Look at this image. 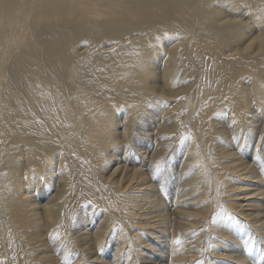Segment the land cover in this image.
<instances>
[{"label": "bare ground", "instance_id": "6f19581e", "mask_svg": "<svg viewBox=\"0 0 264 264\" xmlns=\"http://www.w3.org/2000/svg\"><path fill=\"white\" fill-rule=\"evenodd\" d=\"M263 102L264 0H0L9 264H264Z\"/></svg>", "mask_w": 264, "mask_h": 264}, {"label": "rangeland", "instance_id": "374dc122", "mask_svg": "<svg viewBox=\"0 0 264 264\" xmlns=\"http://www.w3.org/2000/svg\"><path fill=\"white\" fill-rule=\"evenodd\" d=\"M258 108L260 109V111H264V102L262 103V104H260L259 106H258ZM115 118H118V117H115ZM123 119V117H121V120ZM122 128L121 127H118V130H121ZM136 131V130H135ZM131 132V130L128 132V133H130ZM135 135V134H134ZM136 136V135H135ZM264 137V136H263ZM132 141V140H131ZM261 142V141H260ZM260 142H259V144L258 145H261L260 144ZM126 144H127V137H126V142H125ZM130 146H131V144H130ZM129 146V147H130ZM129 147L127 148V149H121L119 152L120 153H125V151L127 152L128 151V149H129ZM118 151H116V152H118ZM108 153H111V152H113V151H111V150H109V151H107ZM247 152L249 153L250 152V154H252V151H250V148H248V150H247ZM114 153V152H113ZM56 158H58V156H56ZM106 169H108L109 170V168H107L106 167ZM110 171V170H109ZM109 173V172H108ZM257 186V184H254V185H251V186H249V188H244L243 189V191H242V194L241 195H239V197H243V198H241L242 200H243V203L244 202H247V203H245V207H248V208H251V207H253V203L255 202V198L257 197V194H255V197H253V195L252 194H250L251 192H252V190H251V188H253L254 186ZM255 186V187H256ZM52 187H53V185H52ZM55 187V186H54ZM244 187H246V186H244ZM57 188V187H56ZM249 190H251V191H249ZM55 192V189H53V190H49L46 194H44V196H42L43 197V199L42 200H40L41 201V204H44L52 195H53V193ZM247 192H249V193H247ZM246 193V195L245 196H243V194H245ZM258 198V197H257ZM261 202V201H260ZM93 208H94V206H92ZM255 208V207H254ZM254 244V243H253ZM59 252V251H58ZM217 257H220V256H218V255H216ZM8 257V258H7ZM34 257H36V254L35 255H30L28 258H26V259H24L23 260V263L22 262H19L18 261V259H16L15 258V262L14 263H11V264H36L37 262H38V259H36V258H34ZM218 259H221V257L220 258H218ZM223 261H216V262H214V264H220V263H222ZM0 264H9V255H8V248H7V244H6V241H0Z\"/></svg>", "mask_w": 264, "mask_h": 264}, {"label": "clouds", "instance_id": "9594fccd", "mask_svg": "<svg viewBox=\"0 0 264 264\" xmlns=\"http://www.w3.org/2000/svg\"><path fill=\"white\" fill-rule=\"evenodd\" d=\"M113 124L111 123V121L107 118V116L105 117V122L102 123L100 125V137H101V143L104 145V148L102 149V154H105V150L108 146L110 145H117L114 142V134H113ZM135 124H133V128L131 130L130 133H126L127 135V144L125 145V147H129L131 144V140L133 135L135 134ZM9 195H11L12 190L11 188H9L8 190Z\"/></svg>", "mask_w": 264, "mask_h": 264}, {"label": "snow or ice", "instance_id": "6c2138e0", "mask_svg": "<svg viewBox=\"0 0 264 264\" xmlns=\"http://www.w3.org/2000/svg\"><path fill=\"white\" fill-rule=\"evenodd\" d=\"M162 138L163 139H167V137H162ZM187 139H190V135H181V137H180L181 142H183V141H185ZM161 167H162V161L157 160L155 162V165H154L155 171H157V172L160 171ZM41 179H43V177H41ZM224 211L225 210H224L223 206L221 205L219 211L212 218L213 219V223H215V221H216V219L218 217H220L221 215L224 214ZM73 219H74V217H73ZM56 235H59V233H56ZM174 243L177 244V245H180L181 244L180 238L177 237L176 240L174 241ZM177 251H179V248H177ZM198 264H202V262H198Z\"/></svg>", "mask_w": 264, "mask_h": 264}]
</instances>
